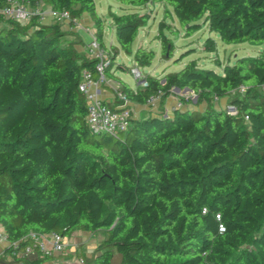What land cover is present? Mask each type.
Returning <instances> with one entry per match:
<instances>
[{"label":"trees","instance_id":"16d2710c","mask_svg":"<svg viewBox=\"0 0 264 264\" xmlns=\"http://www.w3.org/2000/svg\"><path fill=\"white\" fill-rule=\"evenodd\" d=\"M21 1L67 10L71 18L87 13L104 45L105 20L94 0ZM115 1L122 11H108L116 43L110 49L139 66L154 57L132 47L151 2L169 6L185 35L206 26L223 42L261 48L218 63L220 72L191 59L163 81L147 75L145 87L121 82L114 94L129 101L159 95L162 102L174 87H188L204 105L189 108L190 99L180 97L183 107L170 116L132 118L117 136L92 135L78 82L81 68L93 70L95 62L74 47L82 40L68 39L73 30L57 21L0 15V225L7 240L21 239L23 247L28 232L99 231L84 264H113L114 253L117 264H264V0ZM165 27L179 31L158 24L160 53L169 59ZM203 47L214 51L215 42L207 37ZM241 85L245 91L232 95ZM223 97L236 114L214 106ZM50 255L23 263L42 264ZM11 260L0 256L3 264Z\"/></svg>","mask_w":264,"mask_h":264},{"label":"built area","instance_id":"2783aa9c","mask_svg":"<svg viewBox=\"0 0 264 264\" xmlns=\"http://www.w3.org/2000/svg\"><path fill=\"white\" fill-rule=\"evenodd\" d=\"M0 15L21 23L28 22L36 17L40 23L57 21L64 25L67 24L69 29L83 28L90 38L84 43L83 52L95 62L93 70L86 67L81 68L78 82V89L85 99V120L88 130L92 135L107 133L114 136L127 130L132 119V111L125 93L116 91V102L113 104L103 101L98 95L99 84L105 79V69L110 62L112 52L110 47L99 43L92 29L81 26L79 18H71L67 10H54L51 7H42L41 5L31 7L21 0H6V3L0 7ZM129 71L138 86L145 87L147 85L146 76L148 74L141 72L138 64L135 63L130 66ZM261 88L264 89V85ZM245 89L241 85L237 92L243 93ZM180 97L189 98L187 93H179L173 109L183 107L184 104ZM157 99H159V95H150L146 103H152ZM223 109L229 114H236V108L232 104H226ZM244 118L247 119V116L245 115ZM23 238L26 239L23 247L19 246L21 239L7 240L6 231L0 225V241L7 242V247L10 248V259H17L14 262L15 264H24V258L62 252L66 247L65 237L54 230L46 233L28 232ZM76 259L78 264H84L82 256H78Z\"/></svg>","mask_w":264,"mask_h":264},{"label":"rangeland","instance_id":"374dc122","mask_svg":"<svg viewBox=\"0 0 264 264\" xmlns=\"http://www.w3.org/2000/svg\"><path fill=\"white\" fill-rule=\"evenodd\" d=\"M94 3L96 10L104 16L108 15L109 8L115 13H120L122 11L120 8L121 6L115 0H94ZM142 11L148 13L150 17L146 24L138 29V33L132 44V47H137V45L141 41L142 43L140 44H142L143 47H145L146 49H151L154 52L152 62L149 65L145 66L138 65V68L141 72L148 75L150 74L152 76H158L160 79H163V76L166 72L178 70L183 66V64L191 59L196 60L198 66L212 68L215 71L220 72L221 67L219 64H224L227 62L232 63L237 56L255 55L261 48L260 44H252L246 41L237 43L223 42L216 32L209 31L206 26L200 27L190 35H185L176 17L171 12V8L161 3L151 2L144 8H142ZM87 21L88 18L86 14H84L79 19V23L83 27H85L84 23H86ZM159 22L166 23L172 28L175 27L179 31L172 32L169 27H165L163 30L167 37L170 38L173 45L172 56L169 59H167L166 57H162L160 53V42L156 38ZM2 23L3 22L0 21V25H2ZM77 28L80 35L77 34V31H73L71 32L73 33L72 35H68V39H75L76 41H78L81 37H83V40L87 42L90 39L89 35L84 32L85 30L83 28ZM207 37H210L215 42L214 51L210 52L204 49L203 42ZM111 40H113V32L108 23H105L103 41L107 47H110L109 43ZM117 63L121 64L124 68H116V75L125 82L129 83L132 87H135V79L129 71L130 66L136 63L132 55H127L123 51L119 50L114 59L113 66L115 67V64ZM187 91L188 90L186 89L184 92L180 91L179 93L183 94L187 93ZM231 94H239V92H234ZM226 104H229V102L228 98L225 97L221 104L219 102H215L214 106L223 108ZM201 107L202 106H200V108ZM76 232L78 231H74V233L72 232L68 236V239L71 240L75 238L78 234ZM103 235L104 232H97L94 237L97 238V241H99L101 240ZM93 244H91L90 247H92ZM82 245L84 244H80V254L85 255L86 249L82 247ZM118 261L119 255L117 253H114L112 262L117 263Z\"/></svg>","mask_w":264,"mask_h":264},{"label":"crops","instance_id":"0c3cea01","mask_svg":"<svg viewBox=\"0 0 264 264\" xmlns=\"http://www.w3.org/2000/svg\"><path fill=\"white\" fill-rule=\"evenodd\" d=\"M84 14H86V16L88 18V21L86 23H84V25L89 27L90 29L94 30L93 21L91 20V18L88 16L87 13H82L79 16V19ZM102 17L104 18L105 23H108V25L111 27V30L113 32V27H112V24L110 23L108 16L102 15ZM2 25H3V23H2ZM2 25H0V26H2ZM63 26H65V27H63L64 29L69 28L67 24L66 25L63 24ZM72 30L78 32V30H75V29H72ZM77 34L80 35L79 32ZM103 34H104V31H103ZM80 39L82 40V43L81 44L75 43L74 47L77 50L83 52V46H84V43L86 41L83 40V37H81ZM72 40H74V42H76L75 39H72ZM102 40H103V37H102ZM140 43H142V42L140 41L138 45H142ZM104 45H105V43H104ZM109 45H110V47L116 45L114 33H113V40L110 41ZM135 48H133V49H135ZM111 52H112V55L110 57V62L107 64V67L105 69V79H104V81H102L99 84L98 95L103 101L108 102L110 104H113L115 102L114 92L120 86L121 82L126 83L128 85V87L133 89V90H135L138 85L136 83L135 87H132L129 83L125 82L119 76L116 75V71H115L116 68L123 69L124 67L119 63L115 64V67L113 66L114 59H115L117 54H114V52L112 50H111ZM187 90H188L187 94H188V97L190 99V103H189L188 107L201 109L203 107L204 103H200V104L196 105L195 104L196 95L191 90H189V89H187ZM180 91L184 92L185 90H178V91L172 90V94L168 95L162 102H160L159 99L155 100L152 103H146V102L145 103H138V102L129 101V107L131 108V111H132V118L133 119H140V118H144L148 115H154V114H159L162 116H170L172 114L176 98L178 97L177 94ZM224 98L225 97L219 98L218 100H215L214 103L219 102L221 104V102L223 101ZM200 106H202V107L200 108ZM97 232L99 233V231H97ZM97 232L91 233V232L78 231V232H76V233H78L76 235V237L71 239V240H69L68 237H65V240H66L65 249L62 252L51 254L47 259H45L42 262V264H78L76 258L78 256H82L80 254V247H81L80 244H82V243L84 244V245H82V247H84L86 249L85 255H90L92 253V251L94 250L95 246L97 245V243L100 241V240L97 241V238L94 237V235ZM73 233H74V231H73ZM91 244H93L92 247H90ZM6 247H7V242L6 241H0V256L5 261H12L9 257V251H5ZM119 260H120V255H119ZM117 263H113V264H117ZM0 264H3V263L0 262ZM11 264H15V263L13 262Z\"/></svg>","mask_w":264,"mask_h":264},{"label":"water","instance_id":"95a60500","mask_svg":"<svg viewBox=\"0 0 264 264\" xmlns=\"http://www.w3.org/2000/svg\"><path fill=\"white\" fill-rule=\"evenodd\" d=\"M161 81H163V79ZM186 89H189V88L188 87H184L181 90H186ZM172 90L178 91L179 89H178V87H174ZM97 134H99V133H97Z\"/></svg>","mask_w":264,"mask_h":264}]
</instances>
